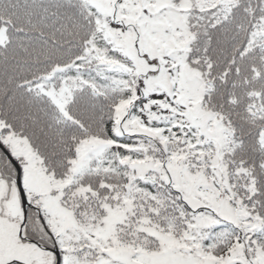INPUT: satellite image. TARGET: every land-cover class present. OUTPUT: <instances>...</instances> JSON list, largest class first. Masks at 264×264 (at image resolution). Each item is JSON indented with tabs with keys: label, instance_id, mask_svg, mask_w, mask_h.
<instances>
[{
	"label": "snow or ice",
	"instance_id": "obj_1",
	"mask_svg": "<svg viewBox=\"0 0 264 264\" xmlns=\"http://www.w3.org/2000/svg\"><path fill=\"white\" fill-rule=\"evenodd\" d=\"M0 264H264V0H0Z\"/></svg>",
	"mask_w": 264,
	"mask_h": 264
}]
</instances>
